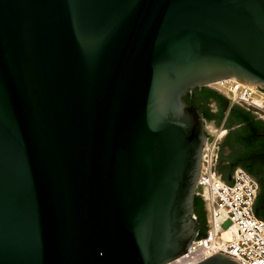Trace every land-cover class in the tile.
I'll use <instances>...</instances> for the list:
<instances>
[{"label": "water", "instance_id": "95a60500", "mask_svg": "<svg viewBox=\"0 0 264 264\" xmlns=\"http://www.w3.org/2000/svg\"><path fill=\"white\" fill-rule=\"evenodd\" d=\"M232 78L264 91V0H0V264L189 252L218 127L185 97Z\"/></svg>", "mask_w": 264, "mask_h": 264}, {"label": "built area", "instance_id": "2783aa9c", "mask_svg": "<svg viewBox=\"0 0 264 264\" xmlns=\"http://www.w3.org/2000/svg\"><path fill=\"white\" fill-rule=\"evenodd\" d=\"M222 93L233 103L255 107L251 104L253 94L248 85L235 80L228 91ZM219 138L216 135L211 145L208 139L198 180L197 195L204 202L207 216L206 234L197 235L190 251L168 264H200L217 254L241 264H264V222L255 217L252 209L258 184L240 168L235 171L233 188L215 177L212 166Z\"/></svg>", "mask_w": 264, "mask_h": 264}, {"label": "flooded vegetation", "instance_id": "af4514ba", "mask_svg": "<svg viewBox=\"0 0 264 264\" xmlns=\"http://www.w3.org/2000/svg\"><path fill=\"white\" fill-rule=\"evenodd\" d=\"M224 98L225 99L223 100L218 97L207 98L205 106L208 107L212 113L226 114L224 120L220 123L215 120L205 121V125L207 122L215 121L214 123H216L217 127L220 128L223 133L219 146V158L216 165V171L224 180H228L237 168H242L257 181L259 192H261V190H264V158L256 157L255 159H252L248 155L252 149L253 151L254 149H257V143H264V133L259 137L255 145H245L241 141V137H243V126L236 124L237 112H235V110L241 108L249 112L254 117V121L264 122V118L251 108L235 104L226 96H224ZM237 161H240V165L234 167V164Z\"/></svg>", "mask_w": 264, "mask_h": 264}, {"label": "trees", "instance_id": "16d2710c", "mask_svg": "<svg viewBox=\"0 0 264 264\" xmlns=\"http://www.w3.org/2000/svg\"><path fill=\"white\" fill-rule=\"evenodd\" d=\"M218 97L222 100L225 99L224 96L220 95L216 91L203 88L201 90L197 89L194 92L188 93L185 97V102L188 105H194L199 108L202 114V118L206 121H218V123L224 120L226 114L224 113H212L206 106L207 98ZM237 112L236 124L243 126V137L241 141L247 146H253L256 144V141L264 133V122L263 121H254V117L247 111L243 109L235 110ZM257 149L250 151V158L261 157L264 158V143H257ZM240 165V161L235 162L234 167ZM254 212L257 217L264 220V190L259 192L257 197ZM194 215L197 216L198 223V237H203L206 234V210L202 198L198 195L195 196L194 200Z\"/></svg>", "mask_w": 264, "mask_h": 264}, {"label": "bare ground", "instance_id": "6f19581e", "mask_svg": "<svg viewBox=\"0 0 264 264\" xmlns=\"http://www.w3.org/2000/svg\"><path fill=\"white\" fill-rule=\"evenodd\" d=\"M234 81L235 79L232 78V79L212 83V85L215 84V85L225 86V85L232 84ZM250 87L253 91L255 90L253 98H252V104L258 108L264 109V93L256 90L254 86H250Z\"/></svg>", "mask_w": 264, "mask_h": 264}, {"label": "rangeland", "instance_id": "374dc122", "mask_svg": "<svg viewBox=\"0 0 264 264\" xmlns=\"http://www.w3.org/2000/svg\"><path fill=\"white\" fill-rule=\"evenodd\" d=\"M232 84H229V85H225V86H220V85H209V88H211V89H214V90H217V91H219V92H227L228 91V88L231 86ZM256 89V88H255ZM256 90H258V91H260V92H263L264 93V91L263 90H261V89H256ZM255 91V90H254ZM254 91L252 90V94L254 95ZM253 98V97H252ZM252 104V103H251ZM253 105V104H252ZM243 106H245V107H247L246 105H244L243 104ZM254 108H256V109H258V107H254ZM258 110H260V111H262V112H264V109H262V108H259ZM255 112H257V111H255ZM259 113V112H258ZM259 115H261L262 116V114L261 113H259ZM263 117V116H262ZM264 118V117H263ZM223 133H222V130L220 129V128H218V130H217V133H216V135H219L220 137H222L223 135H222ZM215 135V136H216Z\"/></svg>", "mask_w": 264, "mask_h": 264}, {"label": "crops", "instance_id": "0c3cea01", "mask_svg": "<svg viewBox=\"0 0 264 264\" xmlns=\"http://www.w3.org/2000/svg\"><path fill=\"white\" fill-rule=\"evenodd\" d=\"M214 91H217V90H214ZM217 93H220V94H222L223 96H225L222 92H219V91H218Z\"/></svg>", "mask_w": 264, "mask_h": 264}]
</instances>
